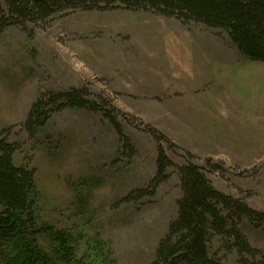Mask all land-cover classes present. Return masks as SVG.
Listing matches in <instances>:
<instances>
[{
    "label": "rangeland",
    "instance_id": "rangeland-1",
    "mask_svg": "<svg viewBox=\"0 0 264 264\" xmlns=\"http://www.w3.org/2000/svg\"><path fill=\"white\" fill-rule=\"evenodd\" d=\"M83 87L106 100H98L101 111L67 108L33 137L25 129L42 94ZM150 129L166 136L174 166L155 194L129 199L157 175L159 144ZM0 134L19 147L15 165L35 170L37 220L51 227L37 241L43 264H154L178 216V167L189 163L219 191L264 212V62L201 22L77 9L7 28L0 33ZM239 227L264 254V223L243 219ZM54 232L73 249L71 262L61 259ZM12 246H0V264H15ZM211 250L240 264L220 239Z\"/></svg>",
    "mask_w": 264,
    "mask_h": 264
},
{
    "label": "trees",
    "instance_id": "trees-1",
    "mask_svg": "<svg viewBox=\"0 0 264 264\" xmlns=\"http://www.w3.org/2000/svg\"><path fill=\"white\" fill-rule=\"evenodd\" d=\"M77 9L153 11L166 17L201 22L226 31L243 54L264 62V0H0V33L12 26L26 29L27 24H39L54 14ZM99 99L103 104L106 102L88 87L46 92L34 102L25 129L33 137L54 112L67 108L101 111ZM104 114L126 138L114 113ZM150 133L159 144L157 175L149 188L138 190V196L130 194L129 199L155 194L174 166L161 143L167 140L166 136L154 129ZM18 148L0 134V246L13 245L11 256L15 264H43L47 256L37 241L51 227L41 226L37 220L35 170L15 165L14 154ZM178 172L183 191L177 203L178 216L160 242L154 264H225L211 250L214 239L221 240L222 249L227 253L236 250L240 264H264L263 252L252 246L239 227L243 219L261 225L264 212L216 189L196 164L179 166ZM54 233L61 259L71 262L73 249L65 244L59 232Z\"/></svg>",
    "mask_w": 264,
    "mask_h": 264
}]
</instances>
